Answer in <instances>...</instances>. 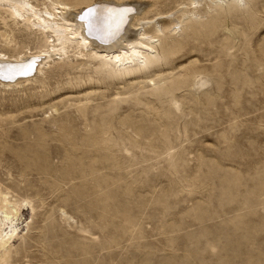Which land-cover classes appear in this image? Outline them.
<instances>
[{
	"label": "rangeland",
	"instance_id": "374dc122",
	"mask_svg": "<svg viewBox=\"0 0 264 264\" xmlns=\"http://www.w3.org/2000/svg\"><path fill=\"white\" fill-rule=\"evenodd\" d=\"M31 1L43 8V0ZM143 2L150 3V19L165 16V22L171 21L174 0ZM244 2L248 5L223 15L215 33L211 26L201 37L178 38L191 40L189 51L161 66L165 75L173 70L183 75L192 62L208 66L209 73L202 68L193 86L178 90L175 97L147 94L144 99L151 101L135 103L134 91L119 92L130 90L127 84L137 86L139 79L116 80L111 87L92 84L84 80L87 69L81 60L67 69L52 60L29 86L7 91L0 86V189L34 208L4 264H264V0ZM1 27L9 29L0 20V32ZM20 28L14 49L39 43L40 36ZM1 39L0 48L13 50ZM40 79L48 85L42 86ZM42 88L53 92L44 96ZM87 93L93 99L83 112ZM121 96L128 100L112 112L111 102ZM54 103L58 111L49 109ZM105 107L109 119L102 114ZM104 121L112 132L123 127L113 132L117 139L113 136L111 144H104ZM89 131L97 140L88 137Z\"/></svg>",
	"mask_w": 264,
	"mask_h": 264
},
{
	"label": "bare ground",
	"instance_id": "6f19581e",
	"mask_svg": "<svg viewBox=\"0 0 264 264\" xmlns=\"http://www.w3.org/2000/svg\"><path fill=\"white\" fill-rule=\"evenodd\" d=\"M43 1L44 2L41 3V4H43V8H42V5L40 7V4H38V3L35 4L31 0H0V20L2 21V23L4 24L5 27L9 28V29L5 28L4 30H2V27H1V32H0L1 36L0 37H2L1 40L3 41L4 44H6L7 46H11L12 44L16 43V41H17L16 37L17 36L15 34V30L17 28V29H19V32H21L20 29H22V28H20V25H22L25 28H27L28 30H30L32 32V34H36V35L40 36V41H38L39 43L37 42L38 44L34 47H31L29 45H24V46H22L21 49L19 47V50H16V48L14 49L13 46H11V48H13V50L8 49V47H4V48L1 47L0 48V86L3 87V90L7 91V90L12 89V88L20 87L22 85L23 86L24 85L29 86V84L31 82H33L35 79H37L40 74L44 73V70H46L47 66L52 62V60L57 61L58 62L57 66L61 69L65 68V66H66V69H67V67H71L72 61L81 60V62L83 64V68L86 67V69H87L86 70V72H87L86 77H84V80L85 81L88 80L87 82H90L92 84L94 82L99 83V84L105 83L106 87H109L112 83L115 84L116 80L117 81H124V80L126 81V80L130 79L132 81H134V80L137 81V79H139L138 85L136 84L137 86H134V84L133 85L127 84L128 87L129 86L131 87V89L130 90H124L123 92H119V95H127L128 92L134 91L133 92V94H134L133 98L135 100L134 101L135 103L138 100H140V101L143 100L144 96H146L147 94H153L156 96L158 95V97H160L161 95L163 97L164 96L168 97V95L175 97L178 90H181L182 88L187 87V86H193V84L197 78L196 74L198 72H200L202 70V68H204L203 65L201 67L199 65H196L197 62L196 63L192 62L193 64H191V66L188 67L187 65H189V64L186 63L185 66H187V67L184 69L185 74H183V75L178 71H176V72L180 73L179 75L173 74L174 70H173V72H171L169 69L170 66L168 67V69L172 74L171 75H168V74L165 75V73L163 72V69L161 68V66L163 67L164 64H165L164 66L170 65L171 63L174 64L175 63L174 60L176 59V54H180L179 55V57H180L189 51V50H187L186 47L189 44L188 41L190 39L188 41L184 42V41L178 40V38L180 36H182L183 34L187 35L188 37H190L191 34H195V36L201 37V35L202 36L204 34L206 35V31L208 29H210L211 26H212V29H211L212 33L211 32L210 33L213 34L217 31L218 24L222 21V18H224L223 15L226 12L233 11V10H240L242 7H244V5L247 4V2L245 4V2H244L245 0H230L228 2V6L225 4V3H227L226 0H174L173 4H175V8L172 9V11H170V13L171 12H173V13L171 15L169 14L172 17V18L170 17L171 21L165 22V16H163L164 19H161V20H157L158 18H156L154 20L150 19V17L148 16L150 8H151V7H149L150 3L143 2V0H43ZM150 1L152 3H155L158 0H150ZM157 4H159V3H157ZM124 5H126V7L122 8V6H124ZM155 6H156V4L154 5V7ZM128 9H131V10L128 11ZM168 11H169V9H168ZM161 15H162V13H161ZM10 22H13L15 27H12ZM94 31H97L98 34H101V35L94 33ZM205 42H207V41H205ZM19 44H20V42H19ZM223 45H224V43H223ZM225 46H227V45H224L223 47H225ZM193 48H194V46H193ZM193 48H191V49H193ZM17 49H18V46H17ZM195 49H197V48H195ZM195 49H194V52L196 51ZM220 52H222V51L220 50ZM208 56H210V55L208 54ZM182 57H184V56H182ZM84 58H87V59L85 60ZM179 59L180 58H178V61H179ZM222 60H220V62H222ZM176 62H177V59H176ZM219 63H217V64H219ZM198 64H201V62H198ZM50 65H52V64H50ZM192 65H194V66H192ZM174 66H175V68L177 67L176 65H174ZM204 66H206V65H204ZM183 67H184V65H183ZM215 67L213 66V68H215ZM217 67H218V65H217ZM173 68L174 67H172V69ZM220 68L222 70V67H220ZM179 69H177V70H179ZM204 69L206 70L205 73H209L208 66H207V68H204ZM204 69L202 70L203 72H204ZM216 70L218 71V69H216ZM221 70H219L218 73H220ZM166 71L167 70H165V72ZM67 72H68L67 75L69 76V74L71 72H69V71H67ZM181 72H183V71H181ZM213 72L211 71L210 73H213ZM76 77H78V75H75V78ZM85 78H87V80ZM46 80L45 81L41 80L42 86H45L47 84ZM81 81H83V76H81ZM83 83H84V85L86 84L84 81H83ZM126 83H127V81H126ZM70 87L72 88L73 86L71 85ZM44 88H42V89H44ZM206 89H209V88H206ZM44 90H46V92H47L46 95H44V96H47L50 94V92H53L51 90L49 92V90H47V89H44ZM90 90H92V89H90ZM104 90H106V89H104ZM84 91H85V88H84ZM54 93H56V92L54 91ZM102 93H104V92H102ZM102 93H101V95H105V93L104 94H102ZM114 94H116V93H114ZM86 95H87V97H86L87 101L83 104V107H84L82 109L83 112H86V110L89 106L88 103H89L90 99L93 97L91 95H88V93ZM52 96H54V95H52ZM48 97H50V96H48ZM78 97H80V94L78 95ZM83 97H85V95ZM109 97H108L107 101L109 100ZM111 97H113V96H111ZM121 97L122 98L120 100L119 99L118 100L113 99L114 101L111 102L113 104L112 107L110 108V110L112 112L117 110L118 108H120V105L122 102L128 100L126 96H121ZM103 98L106 99L105 96H103ZM145 98L146 99H144V100L147 101V97H145ZM68 99H69V97H68ZM153 99H155V98H153ZM186 99H188V97ZM149 100L151 101V98H149L148 101ZM166 100H168V99L166 98ZM110 101L108 103H110ZM140 101H138V102H140ZM192 101H193V99H192ZM74 102L72 104H74ZM98 102H96V103H98ZM141 102H143V101H141ZM147 102H145V104ZM166 102L168 103V101H166ZM45 103H43V104H45ZM61 103H65V102H61ZM81 103L82 102H80V104ZM93 103H94V101H93ZM99 103H101V102H99ZM153 103L154 102H152V104ZM57 104H60V103L58 102ZM57 104L56 105H55V103L53 105L51 104L53 107H51L49 109L54 108L55 111H58L59 106ZM60 105H63V104H60ZM75 105H76V103H75ZM77 105H76V107H77ZM100 105L102 106V104H100ZM147 105H149V103H147ZM194 105L195 104L190 105V106H192L191 108H193ZM104 106L109 107V105H104ZM28 107H30V105ZM90 107H91V105H90ZM129 107L130 106H128V108ZM132 107H133V105L131 106V108ZM147 107H149V109H150V105ZM157 107H158V105H157ZM72 108L75 109V107H73V106H72ZM103 108L104 107H102V108L100 107V110L101 109L104 110ZM168 108H169V106H168ZM74 109H72L71 112H73ZM95 109H97V108H95ZM105 109L106 110L104 112H102V114L106 112V115H107L108 114L107 107H105ZM149 109L147 111H149ZM171 109H173V107ZM46 111H47V109H46ZM88 111H90V110H88ZM97 111H98V109H97ZM97 111L95 110V114ZM64 112H65V110H64ZM124 112H126V111H124ZM69 113H70V111H69ZM164 113L166 114L167 112H164ZM102 114H100V115H102ZM165 114H164L163 118H165L166 116L170 117L169 115H167L168 113L166 114V116H165ZM172 114H173V112H172ZM51 115H53V114H51ZM51 115H47V116L50 117ZM159 115H161V114H159ZM67 116L70 117V115H67ZM104 116H105V114H104ZM108 116H109V114L107 115V117ZM112 116H113V114H112ZM128 116H130V115H127V116L123 115V117H126L125 119H127V120L129 119ZM63 117L64 116L61 117L62 120H63ZM81 117H83V116H81ZM109 117H108V119H109ZM113 117H111V119H113ZM139 117H141V116H139ZM61 118L59 120H61ZM65 118L67 119V117H65ZM73 118H74V116H73ZM130 118H132V117L130 116ZM159 118H161V116ZM163 118H161V121ZM66 119H64V120H66ZM98 119H100V118H98ZM125 119H124L123 123H125ZM141 120L144 121L143 119H141ZM74 121H75V119H74ZM95 121H96V119H95ZM154 121H155V119H154ZM89 122H90V120H89ZM98 122H100V121H98ZM90 123L95 124L94 121L93 122L91 121ZM136 123H135V125H136ZM127 124L128 123H126V125H124V126H127ZM160 124H162V123H160ZM100 125H101V123H99V126ZM118 125L116 123V126H118ZM89 126H91V124H89ZM94 126H95L94 128H96L97 125H94ZM102 126H103V128H102L101 134H104V136L106 137L104 139L105 142L112 140L113 136L116 135V134L113 135V132L115 130H117V132H118L121 130V128L123 129V127L120 128V126H122V124H121L118 127V128H120L119 130H118V128L113 129L114 131L112 132V127L108 126V123L106 121H104ZM137 126H138V124H137ZM163 126L165 127V125H163ZM127 127H129V125ZM139 127H140V125H139ZM139 127H138V129H140ZM159 127H160V125H159ZM86 128H87V126H86ZM94 128H89V129H94ZM98 129H94L95 132ZM126 129L127 128H125L124 130H126ZM148 129H150V128H148ZM136 130H137V128H136ZM39 131L40 130L38 128L37 132H39ZM91 132L89 131L88 132V133H90L89 136H88V134L86 136H88L90 138ZM137 132H138V130H137ZM137 132H136V134L137 135L140 134L139 136H141V133L138 132L139 133L138 134ZM152 132H153V130H152ZM40 133H42V131H40ZM40 133H39V136H40ZM124 133H125V131H124ZM160 133H162V132H160ZM25 134H28V133L26 132ZM42 134L45 135L44 133H42ZM94 134H97V133H94ZM111 134H112V136H111ZM125 134H127V132ZM130 134L133 135L132 133H130ZM130 134L128 135L129 137H130ZM117 135L118 136L121 135V138L123 136L122 134H119V133H117ZM66 136H68V135H66ZM92 137H94V139L97 140L95 138V136H92ZM96 137H98V135ZM125 137L126 136H124L123 138H125ZM82 138H84V137H82ZM115 138H116V136H115ZM115 138H113V139L115 140ZM132 138H134V137L131 136L129 139H131V141H132ZM147 138H149V137H147ZM137 139H139V138H137ZM91 140H92V138H91ZM133 140H135V139H133ZM92 141L88 140V142H92ZM116 141H114V142H116ZM138 141H140V139ZM78 142H79V140H78ZM134 142L136 143V140ZM108 143L106 142L104 144H108ZM111 143H113V141H111L110 144ZM141 143H142V138H141ZM141 143H139V144H141ZM97 144L99 145V143H97ZM110 144H109V147H110ZM139 144H137V145H139ZM115 145H117V144H115ZM115 145H114V147H115ZM137 145L135 146L132 143L131 146H135L134 148H136ZM78 147L80 148V146H78ZM112 147L113 146H111V149H112ZM139 148H141V147L139 146L138 149ZM155 148L157 149V146ZM106 149H107V147H105V150ZM77 150H78V148H77ZM102 150H103V147H102ZM105 150H104V152H105ZM71 151H70V153H71ZM98 151H100V150H98ZM70 153H67V154H70ZM101 153H103V151L100 152V154ZM111 153L112 152H110V154ZM93 154H92V156H93ZM80 155L82 156V153ZM115 155H116V153H115ZM70 156H72V154H70ZM113 156H114V154H113ZM113 156L111 157V159L113 158ZM35 157H37V156H35ZM38 158H39V156H38ZM93 159H95V158H93ZM95 160L98 161V158ZM175 162H177V161H175ZM90 163H92V162H90ZM96 167H98V166H96ZM92 168H95V167H92ZM97 169H100V171H101L102 168H97ZM96 184H97V182H96ZM108 185H111V184H108ZM33 210H34V208L31 207L30 205L23 204V203H20L18 201L13 200L12 197L8 193H4L0 189V258L4 259V261L0 260V264H4L5 261L7 259H9V255H10L9 253H10L12 246L14 245V241L16 238L18 239V236L20 234H22L24 232L25 228L29 225V221H30V219H32L31 217H32ZM64 215L66 216V213Z\"/></svg>",
	"mask_w": 264,
	"mask_h": 264
},
{
	"label": "water",
	"instance_id": "95a60500",
	"mask_svg": "<svg viewBox=\"0 0 264 264\" xmlns=\"http://www.w3.org/2000/svg\"><path fill=\"white\" fill-rule=\"evenodd\" d=\"M94 33L98 34V32H97V31H94ZM98 35H101V34H98Z\"/></svg>",
	"mask_w": 264,
	"mask_h": 264
},
{
	"label": "snow or ice",
	"instance_id": "6c2138e0",
	"mask_svg": "<svg viewBox=\"0 0 264 264\" xmlns=\"http://www.w3.org/2000/svg\"><path fill=\"white\" fill-rule=\"evenodd\" d=\"M131 9H128V11H130Z\"/></svg>",
	"mask_w": 264,
	"mask_h": 264
}]
</instances>
